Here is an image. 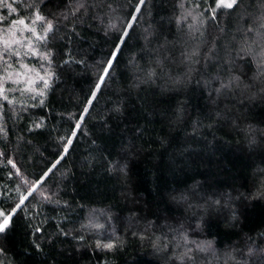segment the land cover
Returning <instances> with one entry per match:
<instances>
[{"label": "trees", "instance_id": "16d2710c", "mask_svg": "<svg viewBox=\"0 0 264 264\" xmlns=\"http://www.w3.org/2000/svg\"><path fill=\"white\" fill-rule=\"evenodd\" d=\"M137 4L0 0V264H264V0Z\"/></svg>", "mask_w": 264, "mask_h": 264}, {"label": "snow or ice", "instance_id": "6c2138e0", "mask_svg": "<svg viewBox=\"0 0 264 264\" xmlns=\"http://www.w3.org/2000/svg\"><path fill=\"white\" fill-rule=\"evenodd\" d=\"M144 2H145V0H138V4H137V6L134 9V11L136 13H139L140 7L144 4ZM235 3H236V0H217V6H223V7H227V8H233ZM136 19H137V17L135 15H130V22L128 23L127 28L123 31L121 36L117 37V44L114 47V51L111 54L110 59L105 63V66L100 70V74L98 75V81L96 83L95 91L92 92L91 98L88 99V101H87V104L89 106L91 105L92 100L95 98L96 92L99 91L101 85L105 81V78L109 74V70L112 67L113 60L115 59L117 53L120 51V45L123 44V38L126 37L127 34H128L127 29L132 27V24L136 21ZM37 21L44 22V18L42 16H40L38 13L36 14L35 20L32 23L35 24ZM15 23L23 25V24H25V21L21 19V20H17ZM26 30L28 32L33 33V35H35V39H37V40H42L43 38H45V37H42L41 35H37L36 34L35 27H27ZM51 30H52V24H51L50 21H48L47 22V29L45 31L47 32V31H51ZM6 51H7V47H6ZM15 54L16 53L13 52V55H15ZM32 55L35 56L36 55V51L33 50L32 51ZM43 58L45 60L49 59L48 55H45ZM66 63H67V61H66ZM37 75H38V73H37ZM49 75L50 74L46 73L45 76L40 77V79L43 81L45 87L48 86V79L45 78V77L49 76ZM40 94L42 95L43 93H40ZM87 112H88V107H85L84 108V113L86 114ZM81 119H82V117H81ZM75 128L79 129L80 128V123H77L75 125ZM72 135L74 136L75 132H73ZM66 143L70 145L72 143L71 138L68 139ZM64 151L66 153L67 152V148H65ZM9 163H12V162L9 161ZM57 163H59V161H57ZM13 167H15L14 164H13ZM54 167H55V165H53V168ZM49 171H51V169H49ZM33 191H35V189H33ZM29 195H31V192L29 193ZM26 199H27V196L22 197L20 202L17 205H15V208L12 211H10V212L6 213V212H3V211H0V217H2V219H0V233H3L5 231V229L8 227V225H9V223L11 221L12 215H14V213H15V210L19 209L21 207V205L24 203V200H26ZM112 246L113 245H111V244L104 245V247H107V248H111Z\"/></svg>", "mask_w": 264, "mask_h": 264}, {"label": "rangeland", "instance_id": "374dc122", "mask_svg": "<svg viewBox=\"0 0 264 264\" xmlns=\"http://www.w3.org/2000/svg\"><path fill=\"white\" fill-rule=\"evenodd\" d=\"M219 7L221 8V7H223V6H219ZM223 8H227V7H223ZM0 219H2V217H0ZM177 244H178V245H176V247H179V248L183 249L187 243H186V241H184V242H182V243H181V242H178ZM182 247H183V248H182ZM199 251H201V249L198 248V247L196 248V247L194 246V249L191 250V252H190V253H194V254L197 256L196 260H197L198 264H200V262H199L200 259H199L198 255H197V253L200 254ZM211 264H212V263H211Z\"/></svg>", "mask_w": 264, "mask_h": 264}]
</instances>
